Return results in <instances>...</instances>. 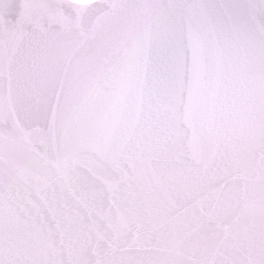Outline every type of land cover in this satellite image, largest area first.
Instances as JSON below:
<instances>
[{"label": "snow or ice", "instance_id": "obj_1", "mask_svg": "<svg viewBox=\"0 0 264 264\" xmlns=\"http://www.w3.org/2000/svg\"><path fill=\"white\" fill-rule=\"evenodd\" d=\"M0 264H264V0H0Z\"/></svg>", "mask_w": 264, "mask_h": 264}]
</instances>
